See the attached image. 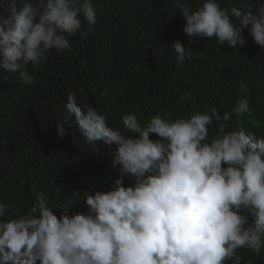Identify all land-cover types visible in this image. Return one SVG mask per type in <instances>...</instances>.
I'll list each match as a JSON object with an SVG mask.
<instances>
[{"label":"clouds","instance_id":"1","mask_svg":"<svg viewBox=\"0 0 264 264\" xmlns=\"http://www.w3.org/2000/svg\"><path fill=\"white\" fill-rule=\"evenodd\" d=\"M173 3L189 37H215L236 48L247 43L242 33L248 28L264 49V0L230 7L202 0L195 10L186 0ZM0 9V69L19 73L24 84L34 83L30 64L39 67L50 50L68 49L69 35L86 39L97 24L93 0H0ZM172 47L182 67L193 49L179 39ZM247 93L242 83L240 98L223 115L215 107L174 120L157 113L142 124L134 113L124 114L125 135L69 92L58 135L74 123L89 145H115L112 167L119 166V178L110 190L85 195L86 212L70 215L67 206L59 218L43 191L18 217L8 215L11 206L0 198V264H239V249L259 254L264 137L243 127L228 130L233 113H250Z\"/></svg>","mask_w":264,"mask_h":264},{"label":"trees","instance_id":"2","mask_svg":"<svg viewBox=\"0 0 264 264\" xmlns=\"http://www.w3.org/2000/svg\"><path fill=\"white\" fill-rule=\"evenodd\" d=\"M93 3L97 24L87 38L69 35L68 49L50 50L39 67L30 64L34 83L24 84L19 73L0 69V198L11 206L12 217L30 212L41 191L58 218L67 206L70 215L86 212L85 195L108 191L119 178V166L112 167L115 145H89L74 123L66 125L63 138L58 135L69 92L78 104L104 114L109 126L130 135L123 128L124 114L134 113L142 124L157 113L174 120L215 107L223 115L235 106L243 83L250 113L240 118L233 113L228 130L243 127L264 137V49L248 28L242 33L247 43L232 48L215 37H189L173 0ZM186 3L195 10L202 0ZM220 3L239 6L241 0ZM177 39L193 49L182 67L176 66L172 47ZM215 127L214 121L210 138ZM131 183L125 177V185ZM238 252L239 264H264V246L259 254Z\"/></svg>","mask_w":264,"mask_h":264},{"label":"bare ground","instance_id":"3","mask_svg":"<svg viewBox=\"0 0 264 264\" xmlns=\"http://www.w3.org/2000/svg\"><path fill=\"white\" fill-rule=\"evenodd\" d=\"M111 5H112V4H111ZM106 6H107V5H106ZM106 6H105V7H106ZM49 56H50V55H49ZM35 84H36V83H35ZM79 93H80V92H79ZM60 94H61V93H60ZM65 94H66V93H65ZM62 95H63V93H62ZM67 96H68V95H67ZM53 97H54V96H53ZM46 105H47V104H46Z\"/></svg>","mask_w":264,"mask_h":264}]
</instances>
